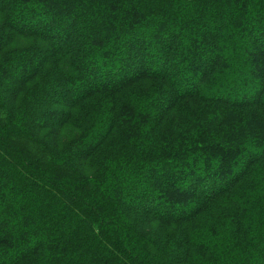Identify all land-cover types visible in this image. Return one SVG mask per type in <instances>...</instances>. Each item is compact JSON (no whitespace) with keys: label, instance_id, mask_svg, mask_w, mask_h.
Returning <instances> with one entry per match:
<instances>
[{"label":"trees","instance_id":"16d2710c","mask_svg":"<svg viewBox=\"0 0 264 264\" xmlns=\"http://www.w3.org/2000/svg\"><path fill=\"white\" fill-rule=\"evenodd\" d=\"M0 264H264V0H0Z\"/></svg>","mask_w":264,"mask_h":264},{"label":"rangeland","instance_id":"374dc122","mask_svg":"<svg viewBox=\"0 0 264 264\" xmlns=\"http://www.w3.org/2000/svg\"><path fill=\"white\" fill-rule=\"evenodd\" d=\"M80 13V12H79ZM67 15V14H66ZM73 17H75L77 20H76V22H75V26L78 28V30H79V33L78 32H76L74 35H73V37H77V38H79L78 36H80L81 34H83V26L85 25L84 23V20H86L84 17H81V18H79V16L77 17V16H75V15H67V18H73ZM74 26V27H75ZM156 27H150V29H152L154 32H161L160 30H158V28H156ZM225 31H228V27L227 28H225ZM232 31V30H231ZM147 32H150V30L148 31L147 30ZM163 32V31H162ZM179 32L180 33H183V32H181L180 30H179ZM216 32H217V30H216ZM165 33H166V31L165 32H163L162 34L161 33H159V34H161L162 35V42H165ZM180 33H179V36H180ZM145 34H149V33H145ZM244 37H246V35L244 36ZM161 38V37H160ZM154 43V42H153ZM161 46V45H160ZM122 50H125V48L123 47V45H122ZM207 50H209V51H212V50H214V48H212V47H210V48H208ZM217 50V49H216ZM127 52H125V53H119V54H116L115 56H114V59L112 60V62H110V64L108 65V66H115V67H118V63H122L124 60H126V59H128L127 58V56H129L128 55V53L130 54V53H132L133 51L132 50H126ZM213 52V51H212ZM77 54H78V52H77ZM223 54L225 55V56H227V51H224L223 52ZM76 56V55H75ZM176 55L174 54L173 56H172V62L170 63V64H172L171 66V70H170V73H169V77H170V75H172L171 73H173V71L174 70H176V68H178V66H179V63L181 62V60H180V57L178 56V57H175ZM240 59V58H239ZM184 63V62H183ZM182 64V62L180 63V65ZM151 65H153V68H154V66H156V63H154V62H151ZM239 65V64H238ZM250 67L249 66H247V74H245V73H243L244 74V77L246 76V75H248L249 73H251L250 72ZM252 71H254V69L252 68L251 69ZM153 71V70H152ZM155 73V72H154ZM255 73V71L252 73V74H254ZM185 75H187V74H185ZM181 88H184V86H181ZM212 169H217V167H215V165H213L212 164ZM138 191V190H137ZM137 199V198H136ZM136 199H134V200H136ZM162 199H163V197L162 196H160V197H158V201H159V203H160V205L162 206V205H164V204H162Z\"/></svg>","mask_w":264,"mask_h":264}]
</instances>
